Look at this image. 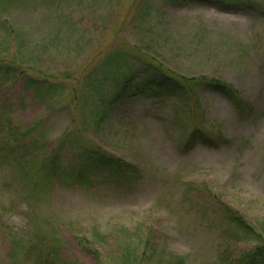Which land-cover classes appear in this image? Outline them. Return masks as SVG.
Instances as JSON below:
<instances>
[{"label": "rangeland", "instance_id": "rangeland-1", "mask_svg": "<svg viewBox=\"0 0 264 264\" xmlns=\"http://www.w3.org/2000/svg\"><path fill=\"white\" fill-rule=\"evenodd\" d=\"M255 1L264 9V0ZM149 58L187 77L232 84L253 113L237 114L222 95L204 93L196 125L217 143L189 148L183 144L193 123L167 97H123L110 109L125 77ZM0 60L20 62L56 87L41 100L24 89V77L0 81L1 119L9 126L0 128V264H42L39 256L53 245L68 264H136L142 255V264L172 256L218 264L222 251L232 259L258 242L234 232L223 204L264 238L260 8L0 0ZM102 65L119 66L104 75ZM75 137L127 164L120 180L98 172L88 188L74 179L45 184L53 155L64 168L79 165Z\"/></svg>", "mask_w": 264, "mask_h": 264}, {"label": "trees", "instance_id": "trees-1", "mask_svg": "<svg viewBox=\"0 0 264 264\" xmlns=\"http://www.w3.org/2000/svg\"><path fill=\"white\" fill-rule=\"evenodd\" d=\"M173 3L176 2H188L194 1L202 5H209L216 7L224 11H240L247 9H264L255 0H170ZM127 57V56H126ZM127 62V60H126ZM120 65V63H119ZM118 65V66H119ZM139 65V64H137ZM117 66V67H118ZM115 66L109 67L108 65H102L103 74L104 70H117ZM28 67L23 66L20 62H8L7 60H0V81L11 82L16 81L22 77L25 79L24 89H32L36 92L38 99H43L52 90H55L54 83H48V80L31 77L27 72ZM129 73V72H128ZM135 73L136 76L125 77V82L113 97L109 100L108 105L113 107L120 99L128 96H143V97H167L172 101L173 106L178 110L181 115L189 117L188 122L193 123V130L186 138V142L183 146L192 148L197 142H202L208 146H215L218 138L210 137V133L203 126L196 125L197 116L202 115V98L201 96L207 92H214L222 95L229 103L236 109L237 114L250 115L253 113V106L244 100L240 92L230 83L208 76L199 77H187L176 73L175 71L166 68L162 63L156 61L154 58H149L144 64H142ZM118 74V72H117ZM123 77V75H121ZM134 77L139 79L138 82L131 85ZM201 111V112H200ZM107 112L103 116L99 117V121L104 120ZM2 114L0 113V128L2 132H8L9 126L3 122ZM74 148L78 151L79 165H69L68 168L61 166V161L57 155L50 158L51 164L49 167L42 171V175L45 177L48 184L54 179H64L65 181H78L84 187H90V182L99 177L98 172H104L105 175L101 178L110 181V178L117 182L120 180L121 173L126 171L128 166L123 161L110 156L99 149L94 148L92 143H85L82 139L78 140L77 137L73 138ZM94 172L92 177L91 172ZM32 172V171H31ZM45 184H42L41 188ZM223 217L227 224L233 225L234 232H239V235L244 236L247 239H255L258 242L250 249L241 250L239 255L230 259V253L228 251H222L218 258V264H264V238H260L261 234L255 233L253 226L248 223L240 214L233 210L230 206L223 204ZM79 242L84 245V250L93 251L91 248H87L84 241L78 238ZM49 247V246H48ZM51 250L43 256H39L38 262L42 264H68L63 258H59L58 261V248L56 245L50 247ZM153 247H150L152 250ZM51 257L55 256L54 260ZM141 260H138L136 264H142L145 260V255L140 256ZM146 264H185L183 257L172 256L168 260L157 259L152 260L147 258Z\"/></svg>", "mask_w": 264, "mask_h": 264}]
</instances>
